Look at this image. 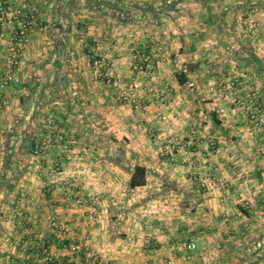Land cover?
<instances>
[{
    "label": "crops",
    "instance_id": "crops-1",
    "mask_svg": "<svg viewBox=\"0 0 264 264\" xmlns=\"http://www.w3.org/2000/svg\"><path fill=\"white\" fill-rule=\"evenodd\" d=\"M21 1L31 7L36 27L17 71L20 82L0 87V264H264V155L251 151L261 141L255 126L241 119L252 107L240 102L250 93L252 102H264V71L249 62L251 49L264 65V0H211V8H199L208 0H143L182 1L184 8L168 16L177 25L165 29L155 18L146 25L148 16L121 24L87 5ZM185 2H197L198 9ZM250 15L261 26L252 33L246 18L239 21ZM74 35L78 41L71 42ZM159 37L169 55L150 48ZM135 46L153 56L148 76L134 67ZM93 54L114 65V89L90 69ZM7 68L0 42V79ZM177 69L187 73L186 84L177 81ZM233 75L234 89H223ZM134 78L142 83L139 97L154 89L165 93L164 104L143 111L116 103ZM73 80L83 100L74 112V100H67L79 97ZM84 97L94 103L90 113ZM93 113L110 132L106 138L104 131L90 138L96 131L76 122ZM51 116L64 139L50 153L20 155L13 163L23 169L7 170L9 141L19 143L32 123L41 130ZM122 142L133 164L150 169L145 185L129 189V172L100 148ZM82 162L93 165L76 169ZM165 178L179 189L162 192ZM189 238L197 248L186 260L182 241Z\"/></svg>",
    "mask_w": 264,
    "mask_h": 264
},
{
    "label": "rangeland",
    "instance_id": "rangeland-1",
    "mask_svg": "<svg viewBox=\"0 0 264 264\" xmlns=\"http://www.w3.org/2000/svg\"><path fill=\"white\" fill-rule=\"evenodd\" d=\"M129 1H142V2H147V1H143V0H129ZM178 1H173L172 3H168V2H166V1H163V2H152L151 4H153L155 7H158L157 9H158V13H160L159 14V17L157 18V19H155L157 22H158V24H159V26H161V28H163V29H165V27H166V25L165 24H167V25H169V27H174V25H177V21H176V19H173L172 17H168L169 15H170V12H173V11H177V9H178V11H179V9H182V8H184V6H182L181 4H179L180 2H182V1H180V2H178ZM76 3H77V5H81V6H83V5H86V2H85V0H76ZM149 3V2H148ZM193 3V5H190L189 3H187V2H185V3H183V4H186V5H188V7H191V8H194V9H198V7H197V5L196 4H198L197 2H192ZM201 3V6L199 7V8H203L204 7V4L205 5H208L210 8H211V0H208V1H204V2H200ZM233 3H235L234 1H233ZM173 4V5H172ZM162 5H164L163 7H162ZM166 5V6H165ZM195 5H196V7H195ZM212 5H213V7H217L216 9H219V8H221L220 7V5L222 6V4H221V2H218V3H216V2H214V3H212ZM217 5H219V6H217ZM232 5H235V4H232ZM178 7V8H177ZM186 8V7H185ZM233 10H235L237 13H241V12H239V10H237V9H233ZM101 12V11H100ZM77 13H81V11L80 12H75V15L73 16V18H72V21H74V24L76 25L77 23H79L78 21H77ZM140 14V13H139ZM147 18H146V25H148L149 24V21L150 20H152V16H153V14L151 13V12H149L148 14H147ZM244 18H246V20H247V30L249 31V32H251L255 27H261V26H264V25H262L261 24V26L259 25V26H255V25H253L252 27H250V25H252L250 22L252 21V22H254V23H257L256 21H258V19L257 18H255L253 15H250V16H244V17H242V19H239V21L241 20L242 22H243V19ZM144 19V18H143ZM150 19V20H149ZM183 19H179L178 21L179 22H181ZM245 20V21H246ZM77 21V22H76ZM243 24V23H242ZM91 25V24H90ZM149 25H151V24H149ZM81 26H84V27H81V29H82V31L83 30H85V28L88 26V24H86L85 23V21L84 22H82V25ZM145 26V25H144ZM158 26V25H157ZM243 28H244V30H246V28H245V26H242ZM75 28H76V26H75ZM157 29H159V28H157ZM157 31H159V30H157ZM247 32V31H246ZM252 33V32H251ZM76 34V33H75ZM247 34H248V32H247ZM77 35V34H76ZM137 37H138V35L137 34H135ZM150 35V34H149ZM249 35V34H248ZM73 37V39L72 40H70L71 42H73V40L74 41H78V38H76L75 37V35L74 36H72ZM149 37H151V36H149ZM139 38V37H138ZM84 39V38H83ZM140 39V38H139ZM147 39H148V37H147ZM162 39V38H161ZM235 39V38H234ZM233 39V40H234ZM92 42H95V41H92ZM233 43H234V41H233ZM149 44L151 45V49H154V52L153 53H155V54H157V56H159L160 55V57H163L162 56V53L163 54H165V53H167L166 52V48L164 47V44L163 43H161V41H160V37L159 38H153V40L152 41H149ZM144 51V50H143ZM142 51V48H140L139 46H135V48H133V49H131V59L133 60V59H135V58H133V55L134 54H137L138 55V57H141L142 59L146 56V57H149L148 59H147V61H148V64H149V66H151V65H153V62L151 63L150 62V60H152L151 58L153 57L152 56V54H150V53H147V52H143ZM92 52V51H91ZM148 55V56H147ZM167 55H169L168 53H167ZM94 56H96V57H102L100 54L99 55H97V54H93V56L92 57H94ZM152 56V57H151ZM156 56V57H157ZM91 58V57H90ZM104 59H106V60H109V57H103ZM155 58V57H154ZM88 59V58H87ZM138 59V58H137ZM90 61H92V59L90 60ZM135 63V62H134ZM112 64V63H111ZM143 67H145V64H143ZM152 67V66H151ZM113 68H114V65H111V69L110 70H112L113 71ZM90 69L91 70H94L95 71V69L93 68V65L92 64H90ZM101 69H104V67H101ZM140 69H143V68H140ZM139 69V70H140ZM152 70H154V69H152ZM113 72H111V74H110V79H109V81H108V79H105V78H101V79H103L102 81H101V83L103 82V85H105L106 86V88H112V89H114L113 88V74H112ZM90 74V73H89ZM59 76L61 77V73L59 74ZM234 76V75H233ZM72 78H74V76L72 77ZM73 83H71L70 84V87H71V89L72 90H77V94H75L74 96H79L78 98H73L72 97V99H67V100H69V102H72V100H74V102H73V112L74 111H76L77 110V108H79V106L81 105V104H75L78 100H82V97H80V92H79V90H80V86H79V84L77 83V82H74V80L72 81ZM236 83H237V78H236V76H234V77H232V78H230V79H228V78H225V80H223V82H222V85L224 84V86H225V88H223V89H225V90H227V91H229V90H231V89H234V87L236 86ZM62 84H64L63 83V81H62ZM90 85H91V83H89ZM75 87V88H74ZM143 88V87H142ZM141 88V89H142ZM127 89H128V87H127ZM127 89L125 90V91H127ZM140 89V90H141ZM139 90V91H140ZM125 91H123L122 93H120L119 94V96L118 97H116L115 95V97H114V99L113 100H115V102L116 103H118V104H120V103H123L124 101L122 100V94L125 92ZM195 91V90H194ZM149 93V92H148ZM250 93V92H249ZM72 96H73V94H72ZM137 96H138V93H137ZM250 96H252L251 95V93L249 94V95H244V97H246V99H240L241 101V104L242 105H244V106H247V107H252V108H247L248 109V113L246 112V110H244V114H243V116H242V120H246V122L247 123H249V124H253L254 126H255V130L257 131V138L258 139H260V143H259V145L258 146H254V148H253V150H251L252 152H253V155L254 156H256L257 154H261V155H264V102H261L260 100H258L259 102H258V104H257V102H255V100L252 102L251 100H249V98H250ZM139 97V96H138ZM141 97V96H140ZM84 99V104H82L83 106H84V109H85V112L86 113H90V111H89V104H91L92 106H93V104H92V102H89V104L86 102L87 101V98L86 97H84L83 98ZM83 101V100H82ZM115 102L114 103H110V105L111 104H115ZM202 102H205V101H202ZM259 103H261V104H259ZM128 104H131V103H128ZM164 104V103H163ZM132 105V104H131ZM133 106V105H132ZM158 107H161V106H158ZM133 108L134 109H137V110H143V109H141V108H136V107H134L133 106ZM76 109V110H75ZM143 111H146V109L145 110H143ZM159 112H160V110H159ZM31 113V109H30V111L28 112V113H25V115L26 114H30ZM94 115L93 116H90L89 118H86L85 120L83 119L84 117H85V115L83 116H77V121L76 122H78V123H81V121H80V119H82V122L83 123H85L86 125H90L91 126V129H94L95 131H96V135H91V134H95V133H92L93 131H89V133H88V135H89V137L90 138H94V136H97V131H104L103 133L104 134H102L103 135V137L104 138H106L108 135H109V133L110 132H108V133H106L105 131V129H106V127L104 128L103 127V122H101L100 120V118H97L96 117V115H95V113H93ZM26 117V116H25ZM244 118V119H243ZM162 120H165V118H161ZM25 120L27 121V119L25 118ZM43 120H46V118L45 119H43ZM84 120V121H83ZM26 123V122H25ZM41 123H43V121H41ZM27 124V123H26ZM44 124V123H43ZM58 124H59V122H57L56 120H54V118H53V116H51V117H49V118H47V120L45 121V126L43 125V127H41L42 129L41 130H34V129H32L33 127H34V125H33V123L30 125V127H29V125H27L26 127H25V132L24 133H22V135L21 136H19V138L18 139H20V141H19V143H15L16 142V140H15V138H12L11 139V141H9V147H10V152H9V161H10V163H11V166H12V168H16L17 170L18 169H23L22 167L24 166H22V164L21 163H19V162H17L18 163V165L17 164H15V163H13L14 162V160L17 158L18 159V157L20 156V155H25V154H31V155H34V156H38V155H44V154H46V153H50V149L51 148H53V146H54V144L56 145V144H58L61 140H62V138H63V132H61L60 130H59V126H58ZM89 126V127H90ZM251 127V126H250ZM252 128V127H251ZM32 131H35V133L34 132H32ZM237 131V133H240V131L239 130H236ZM152 133H154L153 131H151ZM260 132H263V133H261V134H258V133H260ZM233 133H235L234 135H238L236 132H233ZM87 135V136H88ZM157 135V134H156ZM155 134L154 135H152V137L153 136H156ZM254 136H255V134H253ZM27 136L28 137H32V140H34V141H36V142H39V141H41V140H48V139H52V141L50 142V145L48 144L46 147H44L42 150H40V154H35L34 153V151L33 152H28V150H27V146L30 144V141H31V139H28L27 138ZM250 136V135H249ZM27 138V139H26ZM64 139V138H63ZM67 139V138H66ZM156 139H159V138H156ZM68 140V139H67ZM54 142V143H53ZM21 143V147L19 146V144ZM25 143V144H24ZM67 143H69V142H67ZM123 143V142H122ZM25 145V147L23 148V146ZM117 144V143H116ZM63 145V144H62ZM39 145H37V147H38ZM102 150H103V152L105 153V154H108L111 158H117V157H122L121 158V160H120V162L124 165V166H128V165H131V164H133L132 163V159H133V157H132V155H131V153L129 154V156H127V153L125 152L124 153V156H122L123 155V153H122V151H120L118 148H123V149H127L126 147H125V143H123V144H117V145H112V144H107V146L105 145V146H102L101 145V147H100ZM77 153V152H76ZM19 160V159H18ZM18 160H16V161H18ZM77 164H79V165H77ZM91 165H93V164H89V162H82V163H75V168L76 169H78V167H80V169H82V170H89L90 168H91ZM22 166V167H21ZM122 167V166H121ZM51 169H55V167H53V168H51ZM69 188H70V186H69ZM69 193H71V195L73 196V197H75L76 196V198H78L79 197V195L78 194H76V192H74V191H71V190H69ZM122 231V228L120 227V232Z\"/></svg>",
    "mask_w": 264,
    "mask_h": 264
},
{
    "label": "built area",
    "instance_id": "built-area-1",
    "mask_svg": "<svg viewBox=\"0 0 264 264\" xmlns=\"http://www.w3.org/2000/svg\"><path fill=\"white\" fill-rule=\"evenodd\" d=\"M252 25H257V23L250 22ZM36 27V20L31 7L26 1H1L0 2V42H3L8 55V68L7 71L0 79V87L4 88L8 86L11 82H20V77L17 71L21 65L23 57L25 56L28 46L30 44L31 32ZM134 67L136 69L142 70L145 76H148L153 72L151 66L143 67V64L147 62L149 57H138L137 54L133 55ZM138 58V59H137ZM92 65L95 69L96 75L98 77H103L105 79H110V74L112 72L111 62L102 57L94 56L92 58ZM104 67V69H101ZM142 88V83L137 78L132 79L127 91L122 94V100L127 103H131L136 108H141L143 110L147 109L149 105L161 106L165 101V93L159 92L157 90L151 89L145 97H138L137 93ZM160 115V112H158ZM165 118L164 115H161ZM52 139L41 140L38 142V147L34 150L35 154H40V150L46 147ZM182 248L184 250V256L186 260H190L197 248V243L194 238L185 239L182 241Z\"/></svg>",
    "mask_w": 264,
    "mask_h": 264
},
{
    "label": "trees",
    "instance_id": "trees-1",
    "mask_svg": "<svg viewBox=\"0 0 264 264\" xmlns=\"http://www.w3.org/2000/svg\"><path fill=\"white\" fill-rule=\"evenodd\" d=\"M62 2L65 1L68 4L71 5V7H74L77 5L76 0H61ZM87 7L94 8L96 10H99L105 14L110 15L111 17L115 18L118 22L121 24H127V23H133L137 20H140L147 16L149 12L153 14V18L157 19L159 17L158 13V7H155L153 4L148 2H142V1H129V0H85ZM173 5V4H172ZM164 5H162L163 7ZM166 6V5H165ZM140 13V14H139ZM249 62L252 63L255 67V69L258 72L264 71V65L261 61V59L254 53L251 49L249 50ZM175 76L177 81L184 85L189 81L188 75L184 70L177 69L175 71ZM211 116L213 123L220 126V121L216 117L217 113L215 111H211ZM113 141H116L112 136H109ZM31 139L30 144L26 147L28 152H33L38 142L32 140V137H28ZM10 149V147H9ZM120 151H122L124 156V153L126 152L123 148H118ZM10 151H8L9 154ZM9 157V155H8ZM122 157L117 158H111V161H113L115 164L119 166H123L125 170H127L130 174L129 181H128V188L134 189L138 186H143L147 182V176L150 172V169L139 162H135L134 164L124 166L120 160ZM11 167V163L9 161V158H7V162L5 165V168L9 170ZM12 185L9 183V186ZM163 191L165 192L167 190L173 189L177 190L179 189V185L175 181H170L169 179L165 178L163 179Z\"/></svg>",
    "mask_w": 264,
    "mask_h": 264
}]
</instances>
